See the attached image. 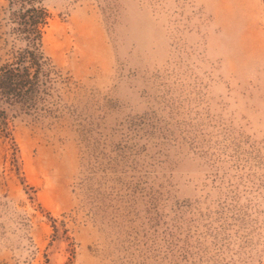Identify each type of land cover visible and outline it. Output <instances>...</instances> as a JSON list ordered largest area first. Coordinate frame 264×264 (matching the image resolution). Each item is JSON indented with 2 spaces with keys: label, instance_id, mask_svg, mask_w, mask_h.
Listing matches in <instances>:
<instances>
[{
  "label": "rangeland",
  "instance_id": "374dc122",
  "mask_svg": "<svg viewBox=\"0 0 264 264\" xmlns=\"http://www.w3.org/2000/svg\"><path fill=\"white\" fill-rule=\"evenodd\" d=\"M44 6L57 73L0 126V264H264V0Z\"/></svg>",
  "mask_w": 264,
  "mask_h": 264
},
{
  "label": "trees",
  "instance_id": "16d2710c",
  "mask_svg": "<svg viewBox=\"0 0 264 264\" xmlns=\"http://www.w3.org/2000/svg\"><path fill=\"white\" fill-rule=\"evenodd\" d=\"M45 0H10V18L25 39L24 46L0 63V126L9 114L40 115L54 85L56 66L43 51V26L49 16ZM42 107V108H41Z\"/></svg>",
  "mask_w": 264,
  "mask_h": 264
}]
</instances>
